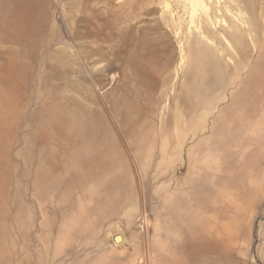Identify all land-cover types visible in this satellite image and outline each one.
I'll list each match as a JSON object with an SVG mask.
<instances>
[{"label": "rangeland", "instance_id": "rangeland-1", "mask_svg": "<svg viewBox=\"0 0 264 264\" xmlns=\"http://www.w3.org/2000/svg\"><path fill=\"white\" fill-rule=\"evenodd\" d=\"M196 1L0 0V264H264V57L207 90L250 10Z\"/></svg>", "mask_w": 264, "mask_h": 264}, {"label": "bare ground", "instance_id": "bare-ground-1", "mask_svg": "<svg viewBox=\"0 0 264 264\" xmlns=\"http://www.w3.org/2000/svg\"><path fill=\"white\" fill-rule=\"evenodd\" d=\"M196 2L198 3V5L203 6L204 9L206 8L205 10H209L208 5L205 4V0H197ZM191 3H192V5H194L193 1ZM242 3H243V5H242ZM257 3H258V0H247V1H245V0H235V2L233 4H228V6H227L228 9H233V8L242 9L243 7H246V8H248L250 10V15H249L248 19L246 18L244 13L237 14V18H238L237 22H238L239 25L235 24L234 21H233L230 24L231 25V29L227 28L223 24L215 26L216 28L215 27H211L210 28V26H208V24L206 25L205 22L201 23V27L200 28L197 26V29H199L197 31V33L202 35V37L205 36L204 38H206V40L210 39V41H214V47H215L214 49H212L210 47H200V46L195 47V45H192L190 48L188 47V49H187L188 53H190L189 55H195L196 54V55H199V57H205L203 66H204V68H206L205 71H207V76H209V78L211 79L207 90L210 89V88H213V89L214 88H219V87L222 88L223 84H224V83L223 84L219 83V81L215 77L216 76V71L212 68L213 64L216 61V60L213 59V57H215V58L216 57H220V54H218V52L224 51V53L222 52L223 55L225 53H229V51L227 49L228 48L227 45L220 38L222 32L226 33L238 45H240V47L242 48L243 55H245L246 57L249 56V54H253L252 55L253 57H264V44L261 47H259L258 49L254 50V53H253L252 48L250 46H248L249 44L247 42V33H249V32L252 33V31L254 32V33H252V39H254V36H257L258 39H262L263 38L262 31H264V25H262L263 28H259L260 27L259 26L260 23L259 22H258L259 24L257 23V19L259 17L256 18V16H255V14L257 15L256 12L259 10V8H258L259 4H257ZM219 4L221 5L220 6V11H223L224 10V5L227 4V1L226 0H219ZM193 10L196 11V8H193ZM212 11L214 12V10H212ZM261 11L264 13V7L263 6L261 8ZM206 15H207V19L208 20L211 19V17H210L211 15H209L207 13H206ZM195 35L196 34L194 33V31L189 32V37L191 38V40H194ZM196 41H197V39H196ZM247 76H246V78H247ZM246 86H247L246 81L244 83H242L241 85H239V89L241 90V92H247L248 89H247ZM207 90H204L202 92L200 91L199 95L204 93V92H206ZM211 91H212V89H211ZM251 100H252V98H251ZM251 100H250V102H251ZM244 105H245V102H244L243 106ZM245 109H246V107H245ZM187 181H188V179H187ZM194 183H195V178H192L191 182L189 183L190 184L189 185L190 189H194V185H195ZM192 191H190V192H192ZM123 240H124V238L122 237V235L116 236V241H118V242L121 241L122 242Z\"/></svg>", "mask_w": 264, "mask_h": 264}]
</instances>
